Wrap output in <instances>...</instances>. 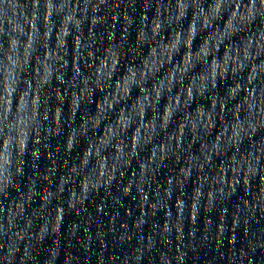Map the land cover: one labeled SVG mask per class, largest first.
Wrapping results in <instances>:
<instances>
[{"label": "clouds", "instance_id": "9594fccd", "mask_svg": "<svg viewBox=\"0 0 264 264\" xmlns=\"http://www.w3.org/2000/svg\"><path fill=\"white\" fill-rule=\"evenodd\" d=\"M214 3H215V0H189L188 15L189 13H191V16H192V13H196L197 20L201 21L204 19V15L207 14V10L210 9L214 5ZM91 6L95 8L98 5H96L95 3H92ZM32 7H33V15H32L31 21L29 22L30 26L32 28L35 27V25L38 23V19L40 15H43L44 24L47 25L50 22L49 17H51V12H47V13L43 12L44 5L41 3V0H34ZM219 7L221 9L220 11L221 19L213 20L211 26L208 24H205L204 25L205 30L201 32V36L208 35V33L212 31L213 26L223 27L224 22L228 20L229 18L233 20L254 21L257 16L264 17V0H247L246 3H244V0H221ZM168 8L171 9L170 15L175 16L176 0H174V4L170 3V6ZM61 12H63V9H61ZM73 14H75V9H73ZM14 21H15V18L8 20V24L11 27L9 28L8 32L3 37V45H4L3 55L7 58L9 64L12 60V57L15 55L13 49L11 48L9 44V41L19 38L16 36V29H15ZM189 23H190V20L184 27L180 26L182 23L180 25L171 24V25H168V27L172 28L174 31L183 32L185 28L189 27ZM77 39H79V36L77 37ZM259 47H260L259 42H257V44L253 48V51H255V49ZM182 53H183V49H181V54ZM97 55H103V53L101 52V53H98ZM178 58L179 57H177V59ZM209 59L211 58L209 57ZM253 59H255V57H253ZM233 63L238 65L239 60L234 61ZM90 67L92 68V71L88 73L90 84H85L82 86L79 82V85H80L79 91L81 90V87L87 88L90 86L92 88H96L97 83L99 82L100 84L103 85L102 90H100L101 93L104 94L103 99H104L105 94L110 95L112 93V92L111 93L106 92V89L108 88V82L115 79V83H116V81L120 80V78L125 75V66L123 64L120 65L118 70H111L108 68L107 65H105V68H106L105 75H107L108 71H111V79L102 78L100 81H98L95 75V61ZM201 70H205V71L207 70V62L197 63L196 66L188 73V77H191L201 72ZM231 70H232L231 66L226 65L224 70H215L212 74H210V78L206 82L207 88L209 89V91L206 92L205 94L212 95L213 92L211 90L215 87V83L218 81L219 76L221 75L226 76L228 74V71H231ZM164 71H167V69H165ZM4 74L5 75L7 74L6 69H5ZM163 74L164 72L161 71L155 77L146 76L145 82H143L139 87L136 85H133L131 87V95L127 98V100L123 104H121L119 102V98H117L116 100L113 101L114 106L109 108V106L106 105L104 108L100 109L99 114H98V119H100L104 124L114 122L116 118V113L118 112L119 108L121 107L127 108L130 105L131 101L135 100L137 96L141 97V99L148 106H151L153 104L152 87L154 84H156L159 81L160 77L163 76ZM93 75L95 76L94 80L92 79ZM4 83H6V81ZM77 83L78 81L76 82L74 86L75 89L77 87ZM184 83L187 84V78H185ZM0 88H2V85H0ZM256 91H257V84H252L251 88L248 89L247 91V95L245 94L244 89H241L238 95L235 94L234 92L223 93V95L225 96V100L221 101L220 106L223 107L226 105L229 111L227 113L208 114V120H207L208 124L218 123V121L216 120V115L218 114H223L226 117L225 125L227 126L219 125L217 128V130L219 131V127H224V136H223L221 143L223 142L231 143L234 139L238 137H242L243 135H247L249 134L250 131H254L257 125L264 126V95L258 97L256 95ZM22 92H23V88L18 89L17 96H20ZM176 92H177V89L174 88L170 90L167 93V95L169 97H175ZM14 99H16V97L11 96V94L7 92H4V94L0 96V145L3 146L5 151H8L9 148L12 146L11 144V138L13 137L12 133L13 132L15 134L18 133L20 127L26 126V124L29 121L30 109L24 112H19L16 110L15 115H12ZM96 99H100V97H97ZM181 99H183V96H181ZM29 103H31V100H29ZM164 103L165 101L161 97L160 102L155 105V115H156L157 122L159 121L160 114L164 110ZM93 105L95 107L94 103L88 106L89 110H91ZM233 111L236 114L235 122H233L231 119V114ZM110 114H113L115 118L113 119ZM10 115L13 116L11 120L9 119ZM96 115H97V109L95 111L94 116ZM105 115H107L108 117L107 120H104ZM148 115L149 114L146 113L144 116V119H147ZM177 119H179V117H177ZM21 122H24V123L22 124ZM136 122H137V117L133 116L132 127H136ZM139 124L142 128L144 124V120L143 119L139 120ZM79 125H80V120L76 121V124L73 125V127L78 128ZM91 136H92V129H91V125H89L87 132L85 133L84 136L81 137L82 142L83 140ZM130 136H131V129H129L128 132L123 134V138L125 140ZM245 147H247L246 144H245ZM253 151H255V149ZM261 158H264V150H261ZM76 163H77L76 172L70 173L69 175L70 177L72 176L75 177V182H74L75 190L79 191L80 180L86 177L90 179H95V174L93 173L90 176L91 169L93 167L91 163H87L83 166H80L79 161H77ZM248 163H250V161H247V160L240 161L237 167H239L242 170L243 167L246 166ZM103 174L104 173L102 171L101 175ZM236 175H239V173H237ZM177 179H179V177H174L173 182L170 184V187L172 188V194L169 198H167V202L171 205L170 211H171L172 217H173V211H175V214H176L178 203L182 206L180 211L184 217L185 213H187V216H188V204L190 201L187 195L180 196L178 194L179 189L176 188L175 183H174V181ZM66 187L71 188L73 187V185L69 184ZM123 187L124 185H121V188ZM129 190L133 196L137 194V188H136L135 182L132 185H129ZM196 191L200 193L199 201L201 204H203L204 195L208 191L207 187L198 188L196 189ZM159 192H160V196L156 198L157 202L159 200L165 199L164 193L166 192V189L160 188ZM139 194L144 197L145 204L150 205L153 203V201L148 199L147 196L143 192H140ZM65 195L66 196L68 195L67 191L65 192ZM133 213H134V209H133ZM158 213L160 214L161 217L164 216V213L162 211ZM135 214H136V210H135ZM104 218L106 219V216ZM201 219L202 220L204 219L203 214H201ZM160 223L161 224L163 223V219H161ZM16 251L17 249L15 247L9 248L2 257L4 259H8L10 257L14 258ZM25 251L27 252V249H25ZM124 264H127V261H125Z\"/></svg>", "mask_w": 264, "mask_h": 264}]
</instances>
